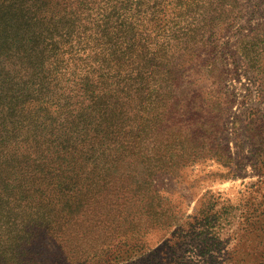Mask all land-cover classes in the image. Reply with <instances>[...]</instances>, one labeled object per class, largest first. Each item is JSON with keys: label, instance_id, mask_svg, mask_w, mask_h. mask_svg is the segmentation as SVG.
<instances>
[{"label": "trees", "instance_id": "trees-1", "mask_svg": "<svg viewBox=\"0 0 264 264\" xmlns=\"http://www.w3.org/2000/svg\"><path fill=\"white\" fill-rule=\"evenodd\" d=\"M164 1L0 0V233L18 245L45 239L50 202L80 197L84 212L130 165L185 158L192 127L165 58L189 41L182 0Z\"/></svg>", "mask_w": 264, "mask_h": 264}, {"label": "rangeland", "instance_id": "rangeland-1", "mask_svg": "<svg viewBox=\"0 0 264 264\" xmlns=\"http://www.w3.org/2000/svg\"><path fill=\"white\" fill-rule=\"evenodd\" d=\"M187 3L174 20L189 42L165 58L192 127L185 158L130 165L84 212L80 197L50 202L38 244L0 233V264H264V0Z\"/></svg>", "mask_w": 264, "mask_h": 264}]
</instances>
